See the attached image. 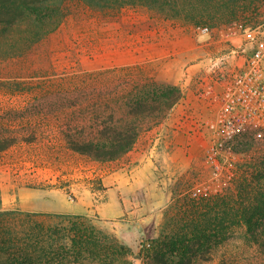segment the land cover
<instances>
[{
    "label": "rangeland",
    "instance_id": "374dc122",
    "mask_svg": "<svg viewBox=\"0 0 264 264\" xmlns=\"http://www.w3.org/2000/svg\"><path fill=\"white\" fill-rule=\"evenodd\" d=\"M178 10L176 16L143 6L100 10L67 0L64 22L34 44L23 39L22 32L6 34L0 26V135L18 138L0 154V165L10 169L2 173L0 211L44 213L40 219L45 224L68 229L74 219L54 215H82L78 222L95 242L104 243V235H112L132 247L134 254L128 258L133 264H143L162 244L171 257L188 254L198 264H264V217H254L250 229L225 215V223L207 241L197 243L202 233L192 210L203 200H226L242 172L264 156V116L237 139L236 170L227 182L194 198L191 190L199 183L211 184L204 159L194 162L173 183V200L159 211L158 223L137 242L131 241L133 245L94 208L79 214L52 209L59 201L84 202L86 191L102 189L91 173L94 158L75 155L68 138L108 144L130 125H137L136 140L148 131L158 137L171 108L187 92L186 79L194 78V90L202 91L199 78L225 69L220 60L230 58L218 41L228 39L227 28L234 22L245 27L264 23V0H186ZM204 26L210 34L199 31ZM242 42L240 34L235 43ZM3 200L11 205L3 206ZM101 252L68 255L63 264H123Z\"/></svg>",
    "mask_w": 264,
    "mask_h": 264
},
{
    "label": "trees",
    "instance_id": "16d2710c",
    "mask_svg": "<svg viewBox=\"0 0 264 264\" xmlns=\"http://www.w3.org/2000/svg\"><path fill=\"white\" fill-rule=\"evenodd\" d=\"M66 1L0 0V26L6 34L22 32V38L34 44L57 30L64 22L67 17ZM81 1L100 10L143 6L159 10L166 15L176 16L179 11L178 6L186 0ZM200 1L207 2V0ZM172 95L174 94L169 96ZM177 99L169 102L168 106L176 103L179 100ZM145 109H141L142 112H145ZM138 114L139 112H135V115ZM137 133V125H130L116 132L115 137L108 144H98L94 141L80 143L71 138L68 139L71 149L78 153L89 155L97 160H111L122 156L132 147ZM17 142L18 138L15 136L2 138L0 135V151L10 148ZM236 187L226 200L216 198L193 204V217L197 220L196 226L200 229L199 232L202 233L195 242L199 243L202 239L207 241V236L212 235L214 229L218 230L222 223H225V215H233L238 222L245 223L250 229L254 217H264V156L258 157L251 167L242 172L237 179ZM222 208L224 210H221ZM214 212L217 214L215 218L211 216ZM43 215L45 214L11 209L0 211V264H63L68 255L78 257L80 254L93 251H102L104 257H110L112 261L119 260L123 264H133V261L128 258L129 255L134 254L132 247L121 243L112 235H104V243L98 239L95 242L88 235V229H84L78 222L83 218L82 215L51 214L56 217L74 219L70 229L61 225L45 224L40 219ZM218 219L221 220L218 221ZM69 240L72 241L71 246H69ZM143 264L198 263L188 254L177 258L171 257L165 245L162 244L149 252Z\"/></svg>",
    "mask_w": 264,
    "mask_h": 264
},
{
    "label": "crops",
    "instance_id": "0c3cea01",
    "mask_svg": "<svg viewBox=\"0 0 264 264\" xmlns=\"http://www.w3.org/2000/svg\"><path fill=\"white\" fill-rule=\"evenodd\" d=\"M218 42L221 51H227L226 56H230L231 43L223 39ZM194 83V78L186 79L187 92L159 127L163 132L159 138L151 135L152 131L142 133L122 156L91 162L94 164L91 173L99 179L102 189L86 191L84 202L59 201L52 209L79 214L94 208L100 219L130 245H133L131 241L137 242L145 236L158 223L159 211L172 202L173 183L192 169L194 162L204 159L210 143L206 124L216 119L221 107L217 99L221 86L209 76L199 78L202 91L194 90ZM72 152L79 156L78 152ZM7 170H10L8 166L0 165V185L5 183L2 173ZM2 205L10 206L11 202L6 204L3 200Z\"/></svg>",
    "mask_w": 264,
    "mask_h": 264
},
{
    "label": "built area",
    "instance_id": "2783aa9c",
    "mask_svg": "<svg viewBox=\"0 0 264 264\" xmlns=\"http://www.w3.org/2000/svg\"><path fill=\"white\" fill-rule=\"evenodd\" d=\"M198 29L202 34L211 33L207 26ZM240 34L243 42L236 45L235 39ZM226 35L231 43L232 60L222 58L220 61L226 64L225 69L212 76L221 86L217 94L221 107L216 119L206 124L210 130V143L205 151L204 165L211 184L199 183L191 190L194 198L202 191L215 190L231 178L239 157L234 148L237 139L264 116V23L245 27L234 22L227 28Z\"/></svg>",
    "mask_w": 264,
    "mask_h": 264
}]
</instances>
